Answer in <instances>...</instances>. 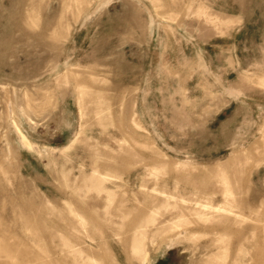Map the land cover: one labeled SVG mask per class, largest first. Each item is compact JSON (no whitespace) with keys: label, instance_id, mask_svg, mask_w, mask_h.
Listing matches in <instances>:
<instances>
[{"label":"rangeland","instance_id":"1","mask_svg":"<svg viewBox=\"0 0 264 264\" xmlns=\"http://www.w3.org/2000/svg\"><path fill=\"white\" fill-rule=\"evenodd\" d=\"M0 264H264V0H0Z\"/></svg>","mask_w":264,"mask_h":264}]
</instances>
